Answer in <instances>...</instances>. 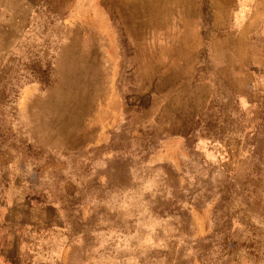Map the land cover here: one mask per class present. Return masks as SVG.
I'll return each mask as SVG.
<instances>
[{
    "label": "rangeland",
    "instance_id": "1",
    "mask_svg": "<svg viewBox=\"0 0 264 264\" xmlns=\"http://www.w3.org/2000/svg\"><path fill=\"white\" fill-rule=\"evenodd\" d=\"M0 264H264V0H0Z\"/></svg>",
    "mask_w": 264,
    "mask_h": 264
}]
</instances>
